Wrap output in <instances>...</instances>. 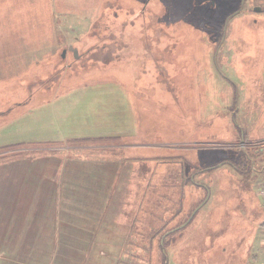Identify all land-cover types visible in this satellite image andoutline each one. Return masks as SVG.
I'll use <instances>...</instances> for the list:
<instances>
[{
	"label": "rangeland",
	"instance_id": "rangeland-1",
	"mask_svg": "<svg viewBox=\"0 0 264 264\" xmlns=\"http://www.w3.org/2000/svg\"><path fill=\"white\" fill-rule=\"evenodd\" d=\"M201 1L0 0V214L6 177L35 168L40 148L121 135L66 155L118 157V193L141 228L123 250L87 254L86 264H264V0H207L200 19ZM231 9L237 15L225 20ZM240 149L253 157L250 177L234 169ZM22 212V241L0 217V264L21 254L32 264H84L77 252L40 249L29 220L37 211Z\"/></svg>",
	"mask_w": 264,
	"mask_h": 264
},
{
	"label": "crops",
	"instance_id": "crops-1",
	"mask_svg": "<svg viewBox=\"0 0 264 264\" xmlns=\"http://www.w3.org/2000/svg\"><path fill=\"white\" fill-rule=\"evenodd\" d=\"M117 147L122 145L112 146ZM128 147L137 146L129 144ZM70 150L65 147H42L40 154L44 153L45 156L36 161L35 168L30 164L32 168H26L23 176L6 177L8 193L4 197L10 200L0 214L5 219L4 232L11 234L12 241H22L23 238L19 239L17 236L29 232L25 229L27 221L23 227L16 223L23 216L28 218L29 215L22 211L31 209L37 211L36 215L29 217L32 226L33 221H36V242L46 244L40 245V249L67 250V253L74 251L77 252L74 257L77 261H83L87 254L93 259V255L105 253V249L123 250V242L134 240L130 237L134 234L135 216L129 211L123 194L119 196L118 193V186L122 185L119 177L122 168L116 163L118 157L98 158L97 155L104 153H93L94 157L89 158H67V154L76 153ZM28 174L30 177H27ZM261 174L264 177V171ZM2 200L3 197L0 196V201ZM118 228H122V235H119ZM40 235L44 236V240L41 241ZM6 250L11 251L9 255H14L10 247H6ZM25 256L27 255L21 254L12 256L16 258H6V264H32L24 262L25 260L17 261L18 257ZM70 257L59 258V263L73 264ZM103 258L106 260V255L100 256L99 260ZM187 262L189 264V259Z\"/></svg>",
	"mask_w": 264,
	"mask_h": 264
},
{
	"label": "trees",
	"instance_id": "trees-1",
	"mask_svg": "<svg viewBox=\"0 0 264 264\" xmlns=\"http://www.w3.org/2000/svg\"><path fill=\"white\" fill-rule=\"evenodd\" d=\"M202 19V14H201V18ZM122 139L121 136H98V137H84V138H75L72 140H68L67 142L61 144V145H55L52 146L53 148H58V147H65L66 149L70 150L71 152H76L78 153V156L80 155V152H91L93 150H101L102 146L106 147V145L108 144H115L117 142H120ZM8 148V147H7ZM110 149L114 150V148L109 147ZM95 153V152H94ZM112 153V152H111ZM96 154V153H95ZM233 155L235 157H239L240 162L239 165L236 166V171H240L239 173L241 175L243 174H247L248 177L251 176V170H252V160L253 157L249 154L248 151H244L243 149H240L239 152H235L233 153ZM180 157V156H179ZM188 161V160H187ZM191 162H187V164L189 166H192L193 169L195 170L196 173H198L200 165L198 164H194L191 165ZM240 165H242V167H239ZM210 169L207 170V173H209ZM189 173V170H188ZM189 183L193 184V185H197L196 183H194L192 180L189 181ZM187 183H185V181L181 178V183L178 185H175V188H179L180 193H181V198H180V207L178 209V211H176V214H174L175 217H179L182 215L183 211H184V207H183V201H184V195H185V188L187 187L186 185ZM201 187V185H199ZM206 189L205 186H202ZM207 190V189H206ZM139 221H136V227L139 228ZM135 229V226H134ZM139 234L141 233V228H139ZM165 242H166V238H165Z\"/></svg>",
	"mask_w": 264,
	"mask_h": 264
},
{
	"label": "flooded vegetation",
	"instance_id": "flooded-vegetation-1",
	"mask_svg": "<svg viewBox=\"0 0 264 264\" xmlns=\"http://www.w3.org/2000/svg\"><path fill=\"white\" fill-rule=\"evenodd\" d=\"M207 0H203V2L201 1V2H199V3H197L198 5H197V7H198V9H199V7L204 3V2H206ZM244 4V3H243ZM239 6H241V4H240V2H239ZM253 11H256L257 13H261L262 12V10H261V8L260 7H254V9H253ZM201 11H200V9H199V15H200V17H201ZM238 14H240V13H238ZM237 14L231 9V11L226 15V17H225V20H226V18L227 17H229V20L231 19V18H233L234 16H236ZM257 20L258 19H256L255 18V22H257ZM228 21V20H227ZM225 23V22H224ZM210 35H211V37H210ZM219 35H220V33H214V32H211L210 34H208V36L210 37L209 39L211 40V41H214V40H216L215 39V37H217V39H218V41L220 40L219 39ZM217 41V40H216ZM217 41V42H218Z\"/></svg>",
	"mask_w": 264,
	"mask_h": 264
},
{
	"label": "water",
	"instance_id": "water-1",
	"mask_svg": "<svg viewBox=\"0 0 264 264\" xmlns=\"http://www.w3.org/2000/svg\"><path fill=\"white\" fill-rule=\"evenodd\" d=\"M69 50L70 51H72L73 53H74V56L75 57H78V49H76V48H74V47H70L69 48ZM66 52L67 51H64L63 52V57L65 56V54H66ZM209 197H210V191L208 190V194H207V197L205 198V200L197 207V209H195V211L193 212V214L191 215V217H190V219L187 221V223L188 222H190L191 220H192V218L194 217V215L205 205V203L208 201V199H209ZM187 223H185L184 225H182V226H180L178 229H176V230H179V229H182ZM174 231V230H173ZM173 231H171V232H173ZM167 234H169V233H167ZM166 234V235H167ZM165 235V236H166ZM165 264H168V263H165Z\"/></svg>",
	"mask_w": 264,
	"mask_h": 264
},
{
	"label": "built area",
	"instance_id": "built-area-1",
	"mask_svg": "<svg viewBox=\"0 0 264 264\" xmlns=\"http://www.w3.org/2000/svg\"><path fill=\"white\" fill-rule=\"evenodd\" d=\"M259 194L264 199V180H262L260 188H259Z\"/></svg>",
	"mask_w": 264,
	"mask_h": 264
}]
</instances>
